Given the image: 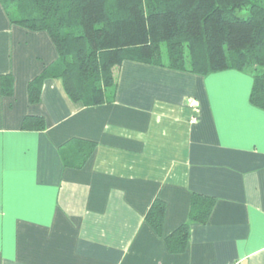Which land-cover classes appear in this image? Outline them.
<instances>
[{
	"label": "crops",
	"instance_id": "crops-1",
	"mask_svg": "<svg viewBox=\"0 0 264 264\" xmlns=\"http://www.w3.org/2000/svg\"><path fill=\"white\" fill-rule=\"evenodd\" d=\"M57 59L47 32L12 24L0 3V264H264V110L250 100L252 74L128 60L106 102L74 103L52 77L33 103L29 84ZM30 116L45 128L25 129ZM195 194L214 208L171 253L165 239L190 221ZM160 198L162 235L146 219Z\"/></svg>",
	"mask_w": 264,
	"mask_h": 264
},
{
	"label": "trees",
	"instance_id": "trees-1",
	"mask_svg": "<svg viewBox=\"0 0 264 264\" xmlns=\"http://www.w3.org/2000/svg\"><path fill=\"white\" fill-rule=\"evenodd\" d=\"M12 24L45 31L58 59L29 84V98L40 101L47 78L62 80L67 96L95 106L117 85L114 68L136 60L208 75L237 69L254 77L251 102L264 110V0H0ZM248 9L247 16L239 13ZM3 92L13 91L4 78ZM25 129L45 128L43 117L23 120ZM90 150L96 145L89 142ZM214 198L195 194L190 221L166 237L171 253H183L190 222L206 223ZM146 216L162 235L166 204L160 198Z\"/></svg>",
	"mask_w": 264,
	"mask_h": 264
},
{
	"label": "rangeland",
	"instance_id": "rangeland-1",
	"mask_svg": "<svg viewBox=\"0 0 264 264\" xmlns=\"http://www.w3.org/2000/svg\"><path fill=\"white\" fill-rule=\"evenodd\" d=\"M248 9H244L243 11H241L240 13H239V15L240 16H247L248 15Z\"/></svg>",
	"mask_w": 264,
	"mask_h": 264
},
{
	"label": "built area",
	"instance_id": "built-area-1",
	"mask_svg": "<svg viewBox=\"0 0 264 264\" xmlns=\"http://www.w3.org/2000/svg\"><path fill=\"white\" fill-rule=\"evenodd\" d=\"M191 105L192 106H196L197 105V102H195L194 100H191Z\"/></svg>",
	"mask_w": 264,
	"mask_h": 264
}]
</instances>
